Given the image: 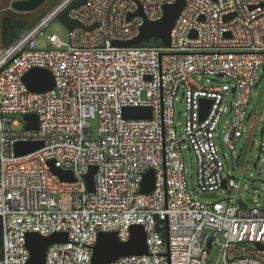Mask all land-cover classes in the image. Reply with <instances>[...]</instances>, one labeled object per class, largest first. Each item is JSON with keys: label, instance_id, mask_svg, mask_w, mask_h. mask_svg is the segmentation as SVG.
<instances>
[{"label": "built area", "instance_id": "2783aa9c", "mask_svg": "<svg viewBox=\"0 0 264 264\" xmlns=\"http://www.w3.org/2000/svg\"><path fill=\"white\" fill-rule=\"evenodd\" d=\"M74 1L59 0L12 44H0V264H27L29 232L67 234L47 247L45 264H94L98 234L127 241L132 225L143 226L147 252L109 264H207L214 246L219 264H264V205L231 195L239 183L227 164L246 137L252 89L264 73V0H184L169 46L114 42L135 38L175 0H86L68 13L80 26L67 29V40L46 34ZM33 67L52 73V89L26 87ZM203 98L212 102L201 118ZM179 100L185 110H175ZM130 107L149 108L150 117H126ZM30 113L36 129L12 117ZM176 117H184L180 130ZM259 120L256 163L264 161V114ZM20 141L42 146L16 155ZM186 146L196 163L191 191ZM51 160L75 180H61ZM89 166L93 191L84 179ZM149 169L154 186L141 192ZM209 193L217 197L201 196Z\"/></svg>", "mask_w": 264, "mask_h": 264}, {"label": "water", "instance_id": "95a60500", "mask_svg": "<svg viewBox=\"0 0 264 264\" xmlns=\"http://www.w3.org/2000/svg\"><path fill=\"white\" fill-rule=\"evenodd\" d=\"M47 0H11L9 9L15 13H31L39 8ZM86 0H75L67 7L57 18V20L68 30H72L80 26V23L69 17L68 13L71 9H76L84 4ZM184 7V0H175L172 4L163 6V15L156 21L145 19L141 25L139 34L128 41L114 42L116 45L130 46L137 45L148 41L149 39L159 40L162 45H170V31L177 17ZM135 14H142L138 10ZM134 14H131V18ZM230 16H226L228 19ZM93 26L88 27L91 29ZM23 82L26 87L35 93H43L54 87V77L52 73L43 67H33L23 75ZM211 99H201V118L205 117L210 105ZM125 116L131 118H149V108L130 107L125 109ZM25 129H36L38 118L36 114H25ZM42 146L41 142H17L14 145L16 155H22L32 152ZM51 171L61 180L74 181L75 177L70 170H62L54 165V161H49ZM256 166V162L254 163ZM96 172V166H89L88 171L84 175L85 183L88 191L94 190L93 175ZM154 186V176L151 169L147 170L140 186L141 192H149ZM202 197L216 198L217 194H202ZM249 201V200H247ZM67 234L65 232L53 233L49 236H41L37 232H29L26 235L25 244L29 250L30 256L27 264H45V254L47 247L52 243L65 242ZM210 247V241L208 242ZM260 247V246H259ZM147 252L146 235L142 225H132L130 228V237L127 241H120L115 231L100 232L96 242L93 245L92 261L94 264H109L120 257L143 254Z\"/></svg>", "mask_w": 264, "mask_h": 264}, {"label": "rangeland", "instance_id": "374dc122", "mask_svg": "<svg viewBox=\"0 0 264 264\" xmlns=\"http://www.w3.org/2000/svg\"><path fill=\"white\" fill-rule=\"evenodd\" d=\"M11 0H0L1 14L8 12L15 13L9 9V3ZM59 0H47L39 8L31 13H19L22 18L27 22H34L41 14L48 11ZM7 10V11H5ZM5 11V12H4ZM46 34H55L62 40L68 39L67 29L57 20H53L45 29ZM38 48H45L46 43L43 39L36 41ZM253 95L248 106V112L250 117L245 123L246 137H242L236 145L235 158H229L227 164L232 170L235 180L239 183L237 189L230 191L231 195H235L237 200L246 202V199L259 201L264 205V161H257L260 146V117L264 114V73L261 77L255 81V86L252 89ZM175 110H185V104L182 100L175 102ZM14 119H24L21 115H12ZM176 124L180 130L184 124V117H176ZM22 126L19 124L17 129ZM90 137L97 138V121L95 118L90 121ZM242 144L244 147L242 148ZM182 160L185 168V178L188 185V190L191 191L196 186V163L193 157V153L186 146L181 150ZM238 156V157H237ZM199 199H205L200 198ZM210 261L207 264H219V252L217 247H213L209 254Z\"/></svg>", "mask_w": 264, "mask_h": 264}, {"label": "trees", "instance_id": "16d2710c", "mask_svg": "<svg viewBox=\"0 0 264 264\" xmlns=\"http://www.w3.org/2000/svg\"><path fill=\"white\" fill-rule=\"evenodd\" d=\"M7 11V10H5ZM4 11V12H5ZM33 23V22H32ZM32 23L27 22L19 13L6 12L0 16V44L1 47H7L12 44L18 36L28 29ZM148 44L160 45V41L151 39ZM1 250V242H0Z\"/></svg>", "mask_w": 264, "mask_h": 264}]
</instances>
